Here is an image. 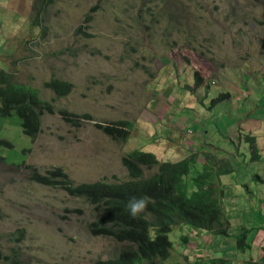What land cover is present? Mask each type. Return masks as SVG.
<instances>
[{
    "label": "rangeland",
    "instance_id": "374dc122",
    "mask_svg": "<svg viewBox=\"0 0 264 264\" xmlns=\"http://www.w3.org/2000/svg\"><path fill=\"white\" fill-rule=\"evenodd\" d=\"M0 71L54 108L42 115L33 141L16 114H0V264H95L128 245L93 236L89 225L101 211L69 194L64 183L128 179L122 159L136 148L160 158L199 139L231 153L238 144L229 139L253 133L237 131L240 125H264V0H50L44 6L0 0ZM196 77L204 82L197 94L189 88ZM52 80L71 90L60 96L46 86ZM225 94L230 99L211 106ZM61 111L93 120L73 125ZM121 120L132 124L127 139L96 125ZM253 131L264 139V128ZM55 169L63 173L50 177ZM142 170L150 178L157 166ZM254 173L264 174V159L239 168L234 179ZM38 175L52 180L42 183ZM246 182V188L228 184L225 205L250 192L248 216L262 217L264 185ZM238 211L226 216L240 217ZM241 228L236 219L227 230ZM182 234L180 228L170 234L175 248L164 264H197V247L209 258L234 254L241 264H263L264 232L246 253L233 237L206 236L202 243L191 239L193 251L185 252Z\"/></svg>",
    "mask_w": 264,
    "mask_h": 264
},
{
    "label": "trees",
    "instance_id": "16d2710c",
    "mask_svg": "<svg viewBox=\"0 0 264 264\" xmlns=\"http://www.w3.org/2000/svg\"><path fill=\"white\" fill-rule=\"evenodd\" d=\"M39 1L44 6L50 0ZM90 19L91 16L86 18L87 21ZM202 83L203 81L196 77L193 79L192 87L189 88L197 94L201 90ZM46 86L63 96L69 93L72 85L68 82L52 80ZM229 97V94L223 97L217 96L216 100H212L211 106L230 99ZM45 112L54 113L52 103L41 99L39 93L31 87L12 83L10 75L0 71L1 117L16 114L21 120L24 134L33 141L41 130L40 119ZM60 115L65 122L73 125H80L81 119L93 120L90 115L80 117L64 111H61ZM96 125L116 139H127L132 127L131 123L123 120L110 125ZM142 150L136 148L122 159L128 170V179L120 182L97 180L80 184L69 181L64 183L69 194L85 197L86 202L101 211L98 217L95 215L96 219L89 225L93 236L111 237L128 245L118 256L95 264H142V261L164 264V261L172 256L175 248L169 236L177 228L183 233L179 238L185 247V252L188 249L193 251L188 244L191 239L196 238L202 243L206 239L202 237L206 234L208 235L206 237H210L206 239L208 241L233 237L237 242V249L244 253L252 250L257 235L264 232V219L259 217L239 231L227 230L231 224L229 219L235 218L226 216V213H233L235 206L228 205L224 208V196H219L220 192L221 195L224 192L217 189L214 183L221 176L235 172L229 161L210 152L199 154L201 151L192 153L194 154L192 157H189V154L174 161V155L159 158ZM197 162H205L208 165L199 167ZM153 166H157L156 174L145 178L142 167ZM198 169L200 170L197 171ZM60 171V169L52 170L49 175L50 177L60 175ZM36 180L48 183L52 179L38 175ZM55 183L58 182L55 180ZM132 196L150 197L147 211L135 218L129 215L127 209L128 199ZM247 211H251L250 205L243 207L237 214L247 216ZM244 219L250 221L251 217L247 216ZM184 230L187 231V236L184 235ZM252 234L255 236L249 238ZM228 247L226 246L225 249ZM198 250L197 247L196 255H200L197 264H241L239 260L232 258L234 254L229 257L222 254L220 257L209 258L204 253L199 254ZM4 256L0 246V260L4 259ZM250 263L256 262L247 261L246 264ZM262 263L264 264V249Z\"/></svg>",
    "mask_w": 264,
    "mask_h": 264
},
{
    "label": "clouds",
    "instance_id": "9594fccd",
    "mask_svg": "<svg viewBox=\"0 0 264 264\" xmlns=\"http://www.w3.org/2000/svg\"><path fill=\"white\" fill-rule=\"evenodd\" d=\"M203 83H202V86H203ZM212 85H213V82H212ZM205 87L209 88V86H205ZM219 96L223 97L224 95H218V97ZM192 122H195V124H192ZM190 123L194 127L197 124H199L194 119H192V121ZM186 133L188 135H192V131L191 130L186 131ZM194 133L196 134V130L195 129H194ZM256 139H257V137L256 136L253 137V133H250L249 136L248 135L247 136H242L240 134V132H239V134L237 136H233L232 139H229V141H230V143L232 145L234 144V141H237V144H238V148L237 147L233 148V151L231 153L228 152L227 149H220L219 147L211 146V144L208 143V140L206 142H201L200 143V147H197V143H196L195 139H194V143L192 145H190V146L188 145V147H185L183 144L180 147H176V145H174L173 148L168 149V150H164V152L165 153L168 152V154L166 156L174 155V159L181 158V157H179L180 156L179 153H180V148L181 147H182L181 148L182 154H184V156H186V157L190 153H198L199 151H201V154L203 152H210L212 155H216V156H218L220 158H225L226 161H229L233 165V168L235 167V169L238 170L239 168H243L244 166H246L248 163L256 162V159H260L261 158V154H260L261 152L258 150V147L256 145L257 144L256 143ZM210 148H212V149H210ZM145 152L149 153L151 151H145ZM244 154H246V155H244ZM247 155L250 156V157H247ZM199 161H202V160H199ZM256 174H258V173L252 174V179H257L258 184H259V179L256 176ZM234 176H235V172L233 174H230V175L221 176L220 179H217L214 182L215 185L217 186V189L223 190L224 199L226 198L224 189L227 188L229 183L224 181L223 178L224 177H229V179H234ZM258 176H260V174H258ZM248 177H250V176H248ZM244 183H246V185H243L240 188H246L247 187L248 182H244ZM234 198L236 199L235 200V207H236V203L240 200V198H236V197H234ZM149 201H150V197H148V196H140V197L132 196V197H129L128 202H127V209H128L129 215L131 217L135 218L138 215H140L142 213H145L147 211V207H148ZM243 207H246V206H243ZM110 259H112V258H110ZM107 260H109V259H107ZM102 261H105V260H102Z\"/></svg>",
    "mask_w": 264,
    "mask_h": 264
},
{
    "label": "crops",
    "instance_id": "0c3cea01",
    "mask_svg": "<svg viewBox=\"0 0 264 264\" xmlns=\"http://www.w3.org/2000/svg\"><path fill=\"white\" fill-rule=\"evenodd\" d=\"M230 122H232V121H230ZM262 121L261 122H259V123H254L252 126L251 125H248V127H242V125H240L239 126V128H238V130L237 131H239V130H243V131H248L249 129L254 133V131H253V129L254 128H264V125H262ZM234 131H236V129H234ZM256 134H257V139H256V145H257V147H258V150L261 152L260 154H261V158L260 159H264V139L263 140H261V139H259V136H260V134L258 133V132H256ZM254 135V134H253ZM254 136H256V135H254ZM263 137H264V135H263ZM198 138V137H197ZM196 138V139H197ZM201 138H202V135H201ZM196 143H197V147H200V143H201V141L199 140V139H197L196 140ZM187 154V153H186ZM190 155H191V157L192 156H194L192 153H190ZM260 159H256V161H258V160H260ZM201 164V166H203V165H208V163H206L205 164V162H203V163H200ZM200 170V169H199ZM233 170L234 171H236V169H234L233 168ZM256 176L258 177V179H259V184L257 185V186H261V185H264V174H261L260 176H258V174H256ZM244 177H246V180H247V178H249V179H252V174L250 175V177H248V176H244ZM244 177H243V179L241 180V177H239L238 179H229V177H224L223 178V180L224 181H226L227 183H230V184H238L237 185V187H241V186H243V185H246V183H244V182H246V180H244ZM248 182H250V181H248ZM250 194V192H248L247 194H244V196H243V198L242 199H240L241 200V202H239L236 206H237V208L239 209V211L240 210H242V206H247V203L249 202V200H248V195ZM219 196H224V194L223 195H221V192L219 193ZM218 196V197H219ZM227 200H229V199H226V200H224L223 201V204H224V206H226L227 207V205H225L226 204V202H227ZM251 204V203H250ZM248 214H250V215H252L251 213H249V212H247V216H248ZM247 216H243V215H240V217H233V218H235V219H229L231 222H233V221H235L236 219H238V220H240V221H242V227H244V226H247L248 227V225H250L251 223H253V222H251V221H254V220H256L257 218H251V220L249 221V219H244V218H246ZM262 218H264V212H263V215H262ZM248 221V222H250L249 224H247L246 222H244V221ZM235 230V229H234ZM195 242V241H194ZM237 259V258H236Z\"/></svg>",
    "mask_w": 264,
    "mask_h": 264
},
{
    "label": "bare ground",
    "instance_id": "6f19581e",
    "mask_svg": "<svg viewBox=\"0 0 264 264\" xmlns=\"http://www.w3.org/2000/svg\"><path fill=\"white\" fill-rule=\"evenodd\" d=\"M216 100V99H215ZM219 101V100H218ZM212 102V101H211ZM206 236H208V235H206ZM212 236V235H211ZM206 238H209V237H206Z\"/></svg>",
    "mask_w": 264,
    "mask_h": 264
}]
</instances>
